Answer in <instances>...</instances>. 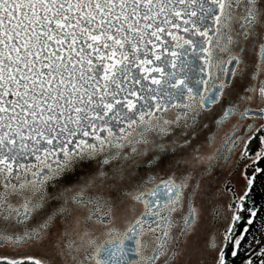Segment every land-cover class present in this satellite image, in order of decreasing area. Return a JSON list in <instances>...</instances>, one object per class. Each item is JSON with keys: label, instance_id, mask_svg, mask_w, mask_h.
<instances>
[{"label": "snow or ice", "instance_id": "snow-or-ice-1", "mask_svg": "<svg viewBox=\"0 0 264 264\" xmlns=\"http://www.w3.org/2000/svg\"><path fill=\"white\" fill-rule=\"evenodd\" d=\"M261 177L264 0H0V264H264Z\"/></svg>", "mask_w": 264, "mask_h": 264}, {"label": "flooded vegetation", "instance_id": "flooded-vegetation-1", "mask_svg": "<svg viewBox=\"0 0 264 264\" xmlns=\"http://www.w3.org/2000/svg\"><path fill=\"white\" fill-rule=\"evenodd\" d=\"M258 145L257 144H253V148L255 149ZM225 175H227V173H225ZM233 181L235 183H237V186L239 187L242 183H240V177H239V172L236 173V175L232 178ZM257 187L259 188L258 184H257ZM257 190V189H256ZM257 192L255 194V199L257 202H259V200H257ZM258 204V203H257ZM13 250L12 249H7V248H0V254H3V253H10L12 252ZM22 251H25L27 255H32V256H35L37 258H40V259H44L45 258V255H46V252H45V249L43 247H34V248H27V249H23Z\"/></svg>", "mask_w": 264, "mask_h": 264}, {"label": "rangeland", "instance_id": "rangeland-1", "mask_svg": "<svg viewBox=\"0 0 264 264\" xmlns=\"http://www.w3.org/2000/svg\"><path fill=\"white\" fill-rule=\"evenodd\" d=\"M260 180L264 181V177H261ZM239 181H240V183H243L242 180H239ZM258 186H259V188L257 187L256 192L258 195L257 200H259V202H257V203L259 205L260 203L264 202V183L258 182Z\"/></svg>", "mask_w": 264, "mask_h": 264}]
</instances>
